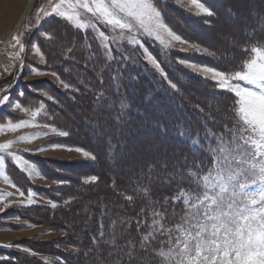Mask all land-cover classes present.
<instances>
[{"label":"rangeland","instance_id":"1","mask_svg":"<svg viewBox=\"0 0 264 264\" xmlns=\"http://www.w3.org/2000/svg\"><path fill=\"white\" fill-rule=\"evenodd\" d=\"M97 2L105 7L112 5V0H0V100L8 97L0 104V145L11 142L8 149L0 151V251L8 253L0 255V264L14 257L38 264H61L65 253H74L68 244L71 229L84 226L86 219L96 220L95 201L103 208L125 215L123 207L113 205H123L122 197L111 191L104 177L93 174L98 169V158L85 141L77 138L79 132H95V139L116 136V144L125 148L113 156L114 166L103 163V167L110 176L129 172V189L135 190L134 173L147 162H179L177 156L169 160L175 153H160L159 143L154 141L137 154H130L135 138L128 132L112 133L108 129L99 132L90 123L78 131L85 117L93 118V114L96 117L104 108L89 109L96 90L88 73L95 70L91 65L97 61L96 56L104 57L108 63L123 59L147 66L174 92L178 91L176 82H181L188 94L203 96V92L196 90V78L204 80L210 89L221 91L215 94L233 95L238 120L242 100L222 86L214 72L223 73L233 88L249 87L256 91L235 78V74L247 71V64L258 59L252 49L264 52V46L254 47L243 36V32L250 30L245 19L254 17L261 9V0H222L225 8L222 14L201 0H196L202 6L199 8L192 0H147L159 16L153 15L151 20L145 17L143 25L113 6L116 17L129 24L130 30L109 25L96 11ZM190 17L203 25L202 36L196 35L197 27L190 29L186 25ZM80 65L87 68L82 71ZM64 98L72 104L65 103ZM209 103L215 107L213 101ZM130 119L125 118L128 122ZM208 120L213 126L221 123L215 115H210ZM136 135L139 142H146L145 132L139 133L137 129ZM106 156L103 152V159ZM125 159L130 162L128 166L123 163ZM39 160L45 163L43 170ZM68 170L79 175L86 190H96L91 194L93 200L86 198L80 205H74L76 202L72 201L79 196L78 189L67 191V183L62 180ZM93 176L98 178L95 182L91 180ZM244 184V190H239L247 203L250 194L259 193L261 182L258 178ZM134 196L137 203H144L140 193L136 191ZM256 198L259 200V195ZM66 206L70 208L68 212ZM237 206L244 204L237 201L234 207ZM116 220L119 235L122 225L119 217ZM176 223L168 226L174 227ZM99 224L97 220L98 230ZM108 225H104L106 235L112 230ZM159 251L162 256L153 255L161 264H175L174 252L167 247Z\"/></svg>","mask_w":264,"mask_h":264},{"label":"snow or ice","instance_id":"2","mask_svg":"<svg viewBox=\"0 0 264 264\" xmlns=\"http://www.w3.org/2000/svg\"><path fill=\"white\" fill-rule=\"evenodd\" d=\"M192 2L196 7H202L196 0ZM113 6L139 20L141 25L145 17L151 20L153 15L159 16L147 0H112V5L107 7L97 2L96 11L106 18L109 25L120 29L130 30L131 26L116 17ZM204 11L208 12L207 9ZM208 14L211 15V12ZM252 51L258 59H252L247 64V71L237 72L235 78L253 86L256 91L249 87L233 88L223 73L214 72L215 76L220 77L219 83L227 86L228 91H234L242 100L239 108L240 125L229 127L226 124L223 132L213 133L211 137L212 142L219 145L224 142V134L227 133V143L234 155H222L221 148L217 146L205 153L212 160L211 167H205L195 158L191 165L187 158L179 164H170L167 160L147 162L139 172L134 173L137 185L135 191L141 194L144 203L134 218L130 219L119 211L115 213L122 225L119 235L114 227L116 219L111 220L112 231L105 234L103 218L111 213V209L101 208L99 230L92 237L96 245L90 250L92 264H141L145 255L155 253L162 256L159 250L165 247L175 253V264H264V52L256 48ZM100 83L103 84L102 77ZM105 98L103 90L95 97L97 103ZM7 99L5 96L0 104ZM110 114L114 122L119 124L124 112ZM94 123L99 126L98 121ZM233 128L236 130L233 131ZM180 134L183 136L185 133ZM217 135L221 136L220 141L216 140ZM10 143L0 145V151L8 149ZM191 144L201 147L202 151L207 148L196 136L192 138ZM108 148L114 153L116 145L112 143V138H108ZM248 162H251L249 168L237 171ZM249 172L259 178L260 191L250 194L247 203L241 201L243 207H234L237 188L241 191L245 188L240 176L247 177ZM97 179L91 177L93 182ZM173 186L174 195L152 199L154 191ZM118 195L124 196L129 204L133 202L132 195L124 192H118ZM178 204L183 205L182 213L176 211ZM114 207L122 208L123 205ZM177 216L179 223L169 227ZM132 223L140 235L138 241L124 235ZM142 229H146V232H142ZM121 239L123 243L119 242Z\"/></svg>","mask_w":264,"mask_h":264},{"label":"trees","instance_id":"3","mask_svg":"<svg viewBox=\"0 0 264 264\" xmlns=\"http://www.w3.org/2000/svg\"><path fill=\"white\" fill-rule=\"evenodd\" d=\"M204 4L209 7H212L216 10H224V3L222 0H201ZM262 6L258 12L254 13V17H248L245 19V23L248 22L246 30L243 32V36L247 37L250 45H262L264 46V0H261ZM257 6H260L257 4ZM223 13V12H222ZM221 13V14H222ZM236 20V19H235ZM188 27L195 29L196 35L202 36L204 34L202 28L203 25L198 19L188 18L186 25ZM182 26V24H180ZM253 28V29H252ZM180 31V30H179ZM182 32V31H180ZM239 36V34H238ZM190 39H193L192 35H189ZM82 56V55H80ZM97 61L95 64H92L91 67L95 68L94 71L88 73L90 82L94 85L96 92L92 94L90 110L94 108L104 107L99 113L98 116L93 118H86L82 121L83 125L78 129L81 131L88 123L92 127L98 128L97 131H104L106 129L110 130L112 133H125L130 134L135 138L133 141L132 155L137 154L140 150L148 148L152 141L159 143L158 151L164 154L175 153L170 157V161H173L175 157L179 159L177 163L183 162L185 158L188 159L189 165L195 161L202 162L205 167L212 166L211 158L205 153L213 148L220 147L222 155L231 156L234 155L232 150L229 148L227 143V133L224 134V142L216 145L212 142L211 137L213 133L223 132L224 126L227 124L229 127L233 125H240V121L236 115L237 105L235 104V99L230 93L215 94V92H221L220 90H213L208 87V83L204 80L196 78L198 82L196 90L203 92V96L199 94H188L186 88H184L181 82H176V87L178 91H172L167 87L166 83L162 80H158L154 71H151L147 66H138L134 65L131 62H125L123 59L120 61L114 60V63H108L106 59L99 58L96 56ZM80 70L84 71L87 67L85 65H80ZM163 68H165L163 66ZM186 76H189L186 73ZM103 79V84L100 83V79ZM115 77V79H113ZM171 80L173 78H170ZM195 79V78H194ZM90 85V87H93ZM81 89L86 92L84 87ZM103 90L106 93V98L97 103L95 97L98 92ZM63 97V96H62ZM65 103L72 104L71 101H67L66 98L62 99ZM209 101H213L215 107H212ZM114 112H124L122 121L117 124L114 122V117L110 113ZM90 113H92L90 111ZM215 115L217 119L221 122L218 126H213L211 121H209V116ZM126 117H130V121L125 120ZM133 117V118H132ZM71 124H72V120ZM94 121L99 122V126H96ZM209 121V122H208ZM129 127V128H128ZM137 129L139 133L145 132L146 142H139ZM236 129L233 128V131ZM181 132L185 133L181 136ZM78 133V132H77ZM95 132L85 133L79 132L77 138L85 141L87 148L91 151L96 152L99 165L98 169H95L93 174L100 175L105 179L106 182L110 185V189L115 190L116 192H124L126 195H132L134 197L133 202L129 204L124 196H121L124 216L128 218H134L136 213L139 212L138 208L141 205L137 200L135 201L136 191L134 189L128 188V177L130 176L129 172L114 173L110 176L105 173L103 163H106L108 166H114L116 161L113 159V156L120 150H124L125 147H120L116 144V136H108L112 138V143L116 145L114 153H111L108 148V138L106 139H95ZM196 136L199 137L203 144L207 146L204 151L201 150L199 146H192L191 140ZM81 140V141H82ZM216 140L220 141L221 136L217 135ZM235 147V144H233ZM103 152H106V159H103ZM177 152V154H176ZM124 165H129V160H123ZM40 168L43 170L45 168V163L43 161L38 162ZM102 164V166H101ZM78 168L82 165H66ZM251 166V162L243 164L241 169L237 171H242ZM235 167V166H233ZM60 169V168H57ZM101 169V171H98ZM62 171V169H60ZM79 175L73 173L72 170L66 171L62 180L65 181L67 191H72L78 189L79 196L74 198L72 202H76L75 206L80 205V202L84 201L86 198L93 200L91 195L92 192L86 190V186L78 179ZM257 176H252L249 172L248 176H240L241 183L253 182L257 180ZM102 180V181H103ZM137 186V185H136ZM187 187V185H185ZM80 189V190H79ZM175 187L173 186L170 189H159L152 193V198H157L168 193V196L174 195ZM69 196V195H68ZM120 196V195H119ZM141 196V194H140ZM243 195L240 193L239 188H237L234 200L241 203L243 201ZM143 200V199H142ZM116 203V202H115ZM235 203V204H236ZM117 205V204H113ZM72 206V207H75ZM95 201L93 212H96L98 215L95 218L86 219V224L82 227H76L71 229L69 233V245L74 249V253H65L63 255V262L61 264H92L91 260V249L95 248L96 245L92 242L93 234L98 232L97 220H100L101 216V206ZM176 210H179L182 213L183 205L178 204ZM36 211L41 208H35ZM106 209V207L104 208ZM70 210L69 206H66V212ZM96 210V211H95ZM46 216V214L44 215ZM92 217V215H90ZM87 218L84 216V219ZM98 218V219H97ZM116 219L115 210L111 211L109 215L104 216L103 223L104 225L108 223V229L111 225V220ZM178 222V221H172ZM171 226V224L169 225ZM116 231H119V228L114 226ZM146 229H142V232H145ZM112 231V230H111ZM124 235L129 236L133 240H139L140 235L137 233L135 224L132 223L130 227L126 229ZM122 240V239H121ZM123 243L124 241H119ZM158 247V245H156ZM88 254V255H86ZM154 254V253H153ZM145 255L141 261V264H161L157 257L154 255ZM0 255H8L7 251L1 250ZM13 255V254H12ZM3 264H38L34 261H26L19 259V257L12 258L11 261H5Z\"/></svg>","mask_w":264,"mask_h":264},{"label":"bare ground","instance_id":"4","mask_svg":"<svg viewBox=\"0 0 264 264\" xmlns=\"http://www.w3.org/2000/svg\"><path fill=\"white\" fill-rule=\"evenodd\" d=\"M29 2H33V0H29Z\"/></svg>","mask_w":264,"mask_h":264}]
</instances>
